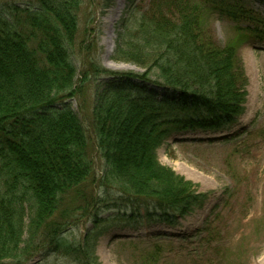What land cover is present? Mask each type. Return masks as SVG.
I'll use <instances>...</instances> for the list:
<instances>
[{
  "label": "trees",
  "instance_id": "1",
  "mask_svg": "<svg viewBox=\"0 0 264 264\" xmlns=\"http://www.w3.org/2000/svg\"><path fill=\"white\" fill-rule=\"evenodd\" d=\"M82 1L0 6V264H102L98 243L111 229L178 226L209 194L162 164L158 150L175 133L217 130L245 112L239 46L264 43V17L241 0L214 5L246 22L224 46L198 0H151L117 45L118 60L144 71L103 67L89 42L78 78ZM90 86L83 117L72 103ZM84 219L91 227L77 239L71 229Z\"/></svg>",
  "mask_w": 264,
  "mask_h": 264
},
{
  "label": "rangeland",
  "instance_id": "2",
  "mask_svg": "<svg viewBox=\"0 0 264 264\" xmlns=\"http://www.w3.org/2000/svg\"><path fill=\"white\" fill-rule=\"evenodd\" d=\"M35 1L0 0V6ZM198 1L204 8L206 26L215 32L219 43L224 46L235 40L236 27L246 22L223 17L220 9L214 8L221 0ZM241 2L250 12L264 17V0ZM151 4V0L82 1L73 50L78 78L89 42L95 50L91 56H97L103 67L119 72L144 71L118 60L117 45L122 41L120 34L128 38L136 32L141 15L152 11ZM109 18L115 21L111 23ZM109 35L114 39L112 53H108ZM239 56L248 77L245 112L217 130L175 133L158 150L162 164L197 183L209 199L203 208L180 219L176 227L155 224L111 229L98 243L102 264H264V43H242ZM92 86L72 103L83 117L91 111ZM87 134L100 175L104 166L89 127ZM102 188L97 191L101 193ZM90 227L88 219H84L71 229V235L80 239ZM38 262L39 258L32 264ZM51 264L73 263L53 257Z\"/></svg>",
  "mask_w": 264,
  "mask_h": 264
},
{
  "label": "bare ground",
  "instance_id": "3",
  "mask_svg": "<svg viewBox=\"0 0 264 264\" xmlns=\"http://www.w3.org/2000/svg\"><path fill=\"white\" fill-rule=\"evenodd\" d=\"M125 0H121V2L123 3ZM109 21L111 22V23H113L114 21H115V18H109ZM107 39H108V42H109V48H108V53H112V45H113V42H114V39H113V37L111 36V35H109V37L108 38H106V41H107ZM107 66H109V67H114L115 68V66L114 65H112V64H108ZM191 177H193V176H191Z\"/></svg>",
  "mask_w": 264,
  "mask_h": 264
}]
</instances>
